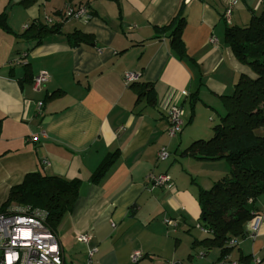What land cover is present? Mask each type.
I'll list each match as a JSON object with an SVG mask.
<instances>
[{
    "label": "crops",
    "instance_id": "0c3cea01",
    "mask_svg": "<svg viewBox=\"0 0 264 264\" xmlns=\"http://www.w3.org/2000/svg\"><path fill=\"white\" fill-rule=\"evenodd\" d=\"M23 1L0 0L9 28L0 29V207L28 173L77 179L75 205L55 229L63 264H132L135 252L142 254L138 264H187L183 256L189 259L191 243L203 239L192 234L200 214L198 189L221 179L229 166L179 154L212 133L226 112L222 97L232 95L242 76L256 78L236 60L224 33L228 25L247 26L264 0H238L227 25L226 0H191L187 6L182 0ZM79 5L88 8V21L62 18L67 6ZM180 9L185 58L174 51L168 32H159ZM32 23L58 31L37 46L16 38ZM39 73L49 80L36 91L31 83ZM125 73L136 77L127 87ZM144 84L154 92L136 102V89ZM171 101L180 105L184 127L170 138L164 109ZM161 148L169 156L158 162ZM203 169L210 175L197 184ZM149 173L170 175L174 189L151 188ZM259 207L264 213V202ZM164 220L176 221V229ZM258 232L254 242L240 241L237 255L229 258L255 256L264 264V221ZM82 234L90 236L88 244L76 241ZM185 242L187 253L181 255ZM206 256L198 264H212Z\"/></svg>",
    "mask_w": 264,
    "mask_h": 264
},
{
    "label": "trees",
    "instance_id": "16d2710c",
    "mask_svg": "<svg viewBox=\"0 0 264 264\" xmlns=\"http://www.w3.org/2000/svg\"><path fill=\"white\" fill-rule=\"evenodd\" d=\"M33 1L24 0L22 4L28 5ZM184 23L180 9L168 25L159 29L161 33L168 32L167 37L180 58L186 57L181 40ZM0 29L6 33L9 31L4 14L0 15ZM57 31L55 26L32 23L15 36L37 46L45 36ZM224 37L236 60L249 67L256 78L251 80L242 76L234 85L232 95L222 97L226 112L212 127V137L208 141L197 139L179 154L180 157L189 156L205 162L225 161L229 166L227 175L213 182L210 189L200 187L197 194L200 210L197 224L208 236L191 243L193 252L189 259L198 258L197 249L201 247L206 250L200 253L203 256L218 250L217 259L212 264L234 262L229 255L240 241L246 239L247 226L253 216L261 214L259 203L264 202V3L258 14L252 13L247 26L228 25ZM153 92V87L148 84L137 87L136 102ZM190 100L191 120L196 101L194 95ZM113 156L115 154L101 162L91 176L92 181L109 167ZM21 182L9 191L7 200L0 207V214L15 206L42 211L46 227L56 233L57 224L75 205L81 181H68L38 170L26 174ZM133 212L134 207L130 214ZM230 241H235V244L229 245ZM251 261L250 256H239L238 262L251 264Z\"/></svg>",
    "mask_w": 264,
    "mask_h": 264
},
{
    "label": "built area",
    "instance_id": "2783aa9c",
    "mask_svg": "<svg viewBox=\"0 0 264 264\" xmlns=\"http://www.w3.org/2000/svg\"><path fill=\"white\" fill-rule=\"evenodd\" d=\"M191 0H182L183 5H189ZM238 3V0H226L225 10L223 11L222 19L225 24H229L232 15V8ZM88 8L79 5V7L67 6L62 12L64 20L71 19L75 21H88L90 19ZM216 38L210 37L209 44L216 46ZM125 86H129L136 77L133 73H125L123 75ZM49 80L46 73H39L32 79L33 90H39ZM185 95V93H183ZM42 102L37 103V114H41ZM165 119L168 122V136L174 137L183 130V113L180 105L174 101L169 102L165 107ZM45 136V133H42ZM30 141L36 142V138ZM169 153L166 149L161 148L157 153V161H164L168 158ZM148 185L152 187L164 188L173 190L171 177L167 174L155 175L149 173L146 178ZM44 213L39 210H30L11 207L4 213L0 214V264H63V254L58 242L56 233L46 227ZM264 221V213L255 215L247 226L246 239L254 242L259 234L260 225ZM165 224L173 229H176L177 223L170 220H165ZM197 230L206 232L201 225L197 224ZM76 241L83 244H88L90 236L88 234L78 235ZM229 245H234L235 241H230ZM95 251L91 249L90 256ZM203 254L197 257L201 259ZM142 254L135 252L130 256V263L138 264ZM260 260L257 257H252L251 264H259ZM170 264V263H166ZM220 264H244L240 262H221Z\"/></svg>",
    "mask_w": 264,
    "mask_h": 264
},
{
    "label": "rangeland",
    "instance_id": "374dc122",
    "mask_svg": "<svg viewBox=\"0 0 264 264\" xmlns=\"http://www.w3.org/2000/svg\"><path fill=\"white\" fill-rule=\"evenodd\" d=\"M185 118V117H184ZM218 123V122H217ZM217 123H213L214 125H216ZM213 125V126H214ZM212 137V133L210 134V135H208V137L204 140V141H208V139H210ZM203 140V139H202ZM194 142V141H193ZM210 172H211V170L209 171V170H206V169H203V170H201V171H199L198 172V179H197V184L198 183H200V184H204L205 183V180H206V177H209V175H210ZM229 173V172H228ZM227 173V174H228ZM227 174H225V175H227ZM224 175V176H225ZM211 186V185H210ZM210 186H207L208 188L207 189H210ZM151 188H156V187H152L151 186ZM173 189H174V187H173ZM165 221V220H164ZM163 221V223L165 224V222ZM166 227H168V228H170V229H172L173 230V228L172 227H169V226H167L166 225ZM193 230V231H192ZM191 231H192V234H195V235H198L200 238L202 237L203 239L205 238V237H207L208 236V234H203L201 231H199V230H197L196 228H193ZM187 235V234H186ZM188 236V235H187ZM189 237H190V235H189ZM247 244L246 245H244V248H245V250H247V248H248V245L250 244V242H246ZM249 243V244H248ZM182 248H183V253H181V255H184V253H187L186 252V248L188 249V243H184L183 245H182ZM185 248V249H184ZM201 249H204L203 247H201V248H199V250H197V252H198V254H200V253H202V252H205L206 250L204 249V250H201ZM190 251L189 252H193L192 251V249H191V247H190V249H189ZM182 251V250H181ZM180 251V252H181ZM217 251V250H216ZM216 251H214V252H212V253H208L207 254V256L205 257V259L207 260V262H209V263H214V261L217 259L216 258ZM233 253H232V255H233V257L235 258V256L237 255V253H238V248H235L233 251H232ZM184 257V262L185 263H187V264H191V261H193V263L192 264H198L199 263V259L198 258H196V256L189 262V259L187 260V257H185V256H183ZM230 260H231V258H230ZM232 261V260H231ZM234 261V260H233ZM170 264H172V263H170ZM173 264H177V262L176 261H173ZM259 264H262L261 262L259 263Z\"/></svg>",
    "mask_w": 264,
    "mask_h": 264
}]
</instances>
